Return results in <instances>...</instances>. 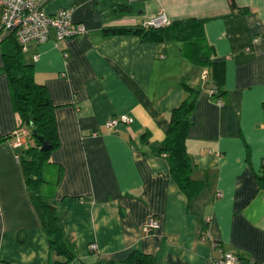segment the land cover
<instances>
[{
	"label": "crops",
	"instance_id": "obj_1",
	"mask_svg": "<svg viewBox=\"0 0 264 264\" xmlns=\"http://www.w3.org/2000/svg\"><path fill=\"white\" fill-rule=\"evenodd\" d=\"M122 2L131 9L113 13ZM60 7L72 8L87 32L60 42L52 35L21 56L56 106L59 146L42 167L37 193L59 211L75 264H124L134 252L155 264H212L229 252L264 263V0L45 4L48 13ZM160 13L205 21L201 53L223 62L219 96L205 87L213 82L210 66L196 62L184 41L105 33ZM18 51L0 22V264L63 263L19 159L34 140L14 144L21 121L6 66ZM189 98L197 102L186 146L201 186L191 198L159 151L172 111ZM123 114L134 123L107 126ZM153 217L160 226L146 230Z\"/></svg>",
	"mask_w": 264,
	"mask_h": 264
},
{
	"label": "trees",
	"instance_id": "obj_2",
	"mask_svg": "<svg viewBox=\"0 0 264 264\" xmlns=\"http://www.w3.org/2000/svg\"><path fill=\"white\" fill-rule=\"evenodd\" d=\"M113 7L112 11L116 14L131 9V5L126 2L117 3ZM204 23L205 21L202 19L189 18L174 20L165 26L117 27L106 30L105 33L133 34L140 36L144 41L151 42H165L175 39L184 41L190 47L192 58L196 62L210 66L213 82L211 85L206 83L205 87H208L209 90L215 89V93L212 95L219 96L220 91L217 85L222 77L223 62L220 58L208 59L201 53V49L207 48ZM9 34L16 39L19 46L18 52L7 55L6 70L10 81L13 105L19 114L20 126L30 128L29 139L34 140V144L26 149V156L20 155L19 159L23 165L26 181L32 190L34 206L48 235L50 247L57 256L64 259L63 263L55 264H72L75 262L74 254L68 245L61 215L53 205L46 203L37 193L38 186L42 182V167L50 152L59 146L55 117L56 106L52 102L46 86L35 80L33 66L23 61L21 56L23 47L15 34ZM196 102V98L186 99L172 111L166 139L159 148V151L165 154L169 160L172 178L189 198L201 189L200 184L192 178L194 166L186 146L187 131L193 124V111ZM43 139L51 144V147L46 151L41 149ZM259 179L264 185V164ZM124 264H155V258L134 252Z\"/></svg>",
	"mask_w": 264,
	"mask_h": 264
},
{
	"label": "built area",
	"instance_id": "obj_3",
	"mask_svg": "<svg viewBox=\"0 0 264 264\" xmlns=\"http://www.w3.org/2000/svg\"><path fill=\"white\" fill-rule=\"evenodd\" d=\"M47 0H0V22L3 31L14 33L18 42L26 49L31 43L48 41L52 35L57 42L73 38L87 32L84 23L75 22L72 8L60 7L52 13L45 10ZM165 13H160L150 19L145 26H165L170 23ZM37 58V56H36ZM208 76V71L205 72ZM211 94L215 89L210 90ZM221 105L222 100L218 99ZM134 117L128 114L114 116L107 122V126L115 128L120 124L132 125ZM31 135L30 128L20 126L15 131V146L28 144ZM160 226L157 218L153 217L146 226V230L156 229ZM91 251L97 250V245L90 246ZM72 264H75L72 263ZM212 264H258L244 260L235 253H224L220 259ZM264 264V263H260Z\"/></svg>",
	"mask_w": 264,
	"mask_h": 264
},
{
	"label": "water",
	"instance_id": "obj_4",
	"mask_svg": "<svg viewBox=\"0 0 264 264\" xmlns=\"http://www.w3.org/2000/svg\"><path fill=\"white\" fill-rule=\"evenodd\" d=\"M35 133V132H34ZM51 147V144L48 142V141H46V140H44L43 139V146H42V150L43 151H46V150H48L49 148Z\"/></svg>",
	"mask_w": 264,
	"mask_h": 264
}]
</instances>
